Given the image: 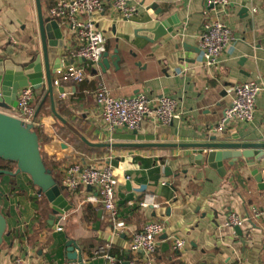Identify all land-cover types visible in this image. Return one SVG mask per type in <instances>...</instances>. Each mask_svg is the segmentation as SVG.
<instances>
[{"label": "crops", "instance_id": "1", "mask_svg": "<svg viewBox=\"0 0 264 264\" xmlns=\"http://www.w3.org/2000/svg\"><path fill=\"white\" fill-rule=\"evenodd\" d=\"M58 1L41 0L45 19L52 20L49 11ZM103 2L104 11L91 19L102 28L110 56L118 50L119 68L110 61L103 71L72 58L69 51L75 41L69 39L60 57L64 66L82 67L86 79L82 83L63 81L65 97L59 88L53 90L57 113L85 140L71 130L84 143L79 144L81 151L74 146L73 134L67 136L54 114L40 116L38 128L41 150L58 164L56 175L62 186L65 169L72 162L112 165L119 180V216L127 229L120 237L114 236L107 213L101 205L85 201L91 190L83 188L62 192L72 209L52 225V213L46 219L40 216L33 200L40 196L31 178L20 174L13 184L11 177L3 176L0 207L7 229L0 264H11L15 258L30 264H75L67 258L70 241L78 245L84 264H110L96 255L106 245L111 246L110 255L128 262L133 258L129 250L132 235L150 221L166 226L155 254L157 264H264V220L253 217V210H264V190L241 159L234 166L224 162V177L207 163L197 164L201 162L198 156L205 154L198 145L221 136L211 130L230 104V88L250 81L264 83V29L248 26L243 13L248 8L252 14H262L264 0H230L227 7H218L217 13L211 11L207 16L203 0H144L130 20L109 0ZM153 4L157 6L152 8ZM160 11L165 18L175 16L181 27L153 44L137 37L135 30L152 27ZM207 17L222 21L233 31L219 66L210 70L203 67L197 39ZM38 31L36 0H0V58L17 64L28 61L39 45ZM10 37L17 40V46L10 44ZM52 78L54 82L57 74ZM102 84L114 97L145 95L154 100L169 96L178 102L179 118L169 125L147 119L140 130L123 128L111 137L103 129L95 99ZM45 92L47 85L36 90L35 99ZM59 129L63 137L58 135ZM223 135H239L248 142L264 138V91L256 100L254 121L232 125ZM258 170L264 176V157ZM148 192L156 196L160 208H139ZM231 213L244 220L243 236L225 226ZM172 237L184 239L186 248L173 252Z\"/></svg>", "mask_w": 264, "mask_h": 264}, {"label": "built area", "instance_id": "2", "mask_svg": "<svg viewBox=\"0 0 264 264\" xmlns=\"http://www.w3.org/2000/svg\"><path fill=\"white\" fill-rule=\"evenodd\" d=\"M144 0H109L110 5L117 10L123 18L130 20L137 14L138 5ZM206 4L205 16L209 12H216L217 8H225L230 0H203ZM105 3L103 0H59L49 11L53 21H56L64 34L65 44L69 39L75 41V47L69 51V55L78 60H83L91 68L99 67L103 55L107 52V38L98 25L91 19L95 13L103 12ZM198 46L203 55V67L207 70L217 68L221 57L226 52L233 39L231 28L220 20L209 19L202 24L198 34ZM9 42L17 46L15 38L10 37ZM58 78L54 86L62 87L63 81L82 83L86 79L85 70L80 66H63L56 72ZM264 91V83L250 81L242 85H236L228 91L231 100L224 110L222 117L212 128L215 135H223L227 129L237 123H252L255 119L256 100ZM65 97V93H61ZM36 90L27 86L19 90L17 95L18 106L12 116L20 119L24 124H31L35 128L40 126L37 118V110L34 107ZM96 103L100 112V120L103 129L111 137L120 129L131 131L141 129L145 120L151 119L164 125L173 123L178 115V102L169 96H161L150 100L145 95L134 97H114L110 90L101 85L95 94ZM112 142V139H111ZM264 173V171H263ZM130 180L129 177L126 178ZM63 185L71 191L81 188L90 189L86 202L95 206L101 205L112 223L114 236L120 237L127 225L119 216L118 188L119 180L111 164L104 161L86 164L77 160L68 164L65 169ZM166 185V183H163ZM134 206L133 202L128 203ZM138 206L140 209L160 208L153 193H146ZM255 219L264 220V210H253ZM244 220L234 214H229L226 227H241ZM62 230V228H59ZM166 226L163 222L150 221L146 223L140 232L132 235L129 250L133 258L128 262L118 261L109 254L110 245L100 247L96 255L106 258L110 264H157L155 254L159 245V238L165 233ZM173 252H181L186 248V241L178 237L171 238ZM11 264H30L22 258H15Z\"/></svg>", "mask_w": 264, "mask_h": 264}, {"label": "water", "instance_id": "3", "mask_svg": "<svg viewBox=\"0 0 264 264\" xmlns=\"http://www.w3.org/2000/svg\"><path fill=\"white\" fill-rule=\"evenodd\" d=\"M36 3L39 22L37 49L31 54L28 61L19 64L11 59L0 58V159L16 164L15 171L0 170V176H9L16 180L20 174L28 175L32 184L38 189L37 197L44 195L50 203L52 215L49 223L53 225L57 217L62 219L72 209L62 194L69 189L66 186H59L51 171L45 167L40 139L34 130L35 127L31 124L26 125L15 116L4 112L17 108V95L20 89L31 86L35 90H40L44 85H47L46 96L50 97L53 114L84 140L81 134L76 132L55 109L52 76L64 66L60 54L66 44L63 31L58 23L45 19L41 0H36ZM156 6L157 4H153L152 8ZM243 13H245V18H248V26H254L258 30L264 29V10L262 14L255 12L252 14L250 9L245 8ZM156 16H159V20L153 22L152 27L135 30L137 37L151 44L171 35L181 27V23L175 16L165 18L161 11ZM110 61L113 66L119 68L121 58L117 49L113 56L106 52L99 67L106 71L110 67ZM59 91L65 92L63 88H59ZM198 147L205 151V154L198 156V159L201 160L200 163H197L198 165L207 163L209 168L216 170L220 176L224 177L227 173L224 162L230 161L229 166H234L241 159L259 184V188L264 190V176L258 170V162L264 157V138L259 142H248L241 139L239 135L233 137L221 135L219 138H213V142L200 144ZM6 229L7 220L0 207V247L4 241ZM234 229L239 236H243L241 227ZM78 249L76 242H68L67 258L71 263L84 264Z\"/></svg>", "mask_w": 264, "mask_h": 264}, {"label": "trees", "instance_id": "4", "mask_svg": "<svg viewBox=\"0 0 264 264\" xmlns=\"http://www.w3.org/2000/svg\"><path fill=\"white\" fill-rule=\"evenodd\" d=\"M46 94H47V92H45V95L43 97L35 99L34 107L36 108V110L38 112L37 118H39L40 116H42L44 114L45 115H48V114L49 115H52L53 114L52 107H51L50 97L49 96H46ZM60 124H61V127L64 128L67 131V136H68V134H73V136H74V140H73L74 141L73 142L74 143V146H75V148L78 151H81V149H80L81 147L79 146V144H81V145L84 144L81 141V139L77 135H75L74 132L71 131V129H69V127H67L62 121H60ZM34 130L38 134L39 139H40V131H39V128H35ZM57 133H58V135L60 137H63V132H61L60 129L58 130ZM40 145H41V142H40ZM41 154H42V158H43V162L45 164V167L48 170L51 171L52 176H53L54 180L56 181V183L59 186H62L60 179L56 175V171L58 169V164L56 162L52 161L50 158H48L46 156V154L43 153L42 150H41ZM0 170L15 171L16 170V164L14 162H8V161H4V160L0 159ZM1 177H3V176H0V178ZM14 183H15V180H13V184ZM33 200L35 202H37L38 205H39V213H40V216L42 217V219H46L52 213V209L49 206V202H48L47 198L44 195H41L39 198L33 199ZM109 252L111 254H113L112 253V249H110ZM123 257H125V256L123 255ZM118 261H122V260L121 259H118Z\"/></svg>", "mask_w": 264, "mask_h": 264}, {"label": "rangeland", "instance_id": "5", "mask_svg": "<svg viewBox=\"0 0 264 264\" xmlns=\"http://www.w3.org/2000/svg\"><path fill=\"white\" fill-rule=\"evenodd\" d=\"M98 27H99V26H98ZM99 29H100V30H102V28H101V27H99Z\"/></svg>", "mask_w": 264, "mask_h": 264}]
</instances>
